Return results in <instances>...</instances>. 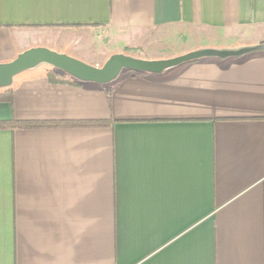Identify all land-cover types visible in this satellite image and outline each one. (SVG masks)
<instances>
[{"label":"crops","instance_id":"1","mask_svg":"<svg viewBox=\"0 0 264 264\" xmlns=\"http://www.w3.org/2000/svg\"><path fill=\"white\" fill-rule=\"evenodd\" d=\"M260 43L264 0H0V63ZM50 71L14 80L0 123L104 124L0 128V264H264V52L109 85Z\"/></svg>","mask_w":264,"mask_h":264},{"label":"water","instance_id":"2","mask_svg":"<svg viewBox=\"0 0 264 264\" xmlns=\"http://www.w3.org/2000/svg\"><path fill=\"white\" fill-rule=\"evenodd\" d=\"M260 52H264V43L232 49L200 48L159 60H146L117 53L110 55L102 66L97 67L45 47H34L19 53L9 62L0 63V90L12 87L17 76L42 65L56 69L83 84L109 85L124 70L159 75L191 61L241 58Z\"/></svg>","mask_w":264,"mask_h":264},{"label":"trees","instance_id":"3","mask_svg":"<svg viewBox=\"0 0 264 264\" xmlns=\"http://www.w3.org/2000/svg\"><path fill=\"white\" fill-rule=\"evenodd\" d=\"M51 71L46 74L48 81L52 84H74V85H83L78 81L71 79L66 74L51 68ZM131 73H136L130 71ZM112 89L109 88L105 91V95L107 100H110ZM12 101V87L0 90V102L11 103ZM104 123L99 122H16L12 121L9 123H0V128H24V129H32V128H53V127H83V126H101Z\"/></svg>","mask_w":264,"mask_h":264},{"label":"rangeland","instance_id":"4","mask_svg":"<svg viewBox=\"0 0 264 264\" xmlns=\"http://www.w3.org/2000/svg\"><path fill=\"white\" fill-rule=\"evenodd\" d=\"M94 41V39H92V42ZM31 48H34V47H31ZM45 48H47V47H45ZM30 49V48H29ZM49 49V48H48ZM57 52H59V51H57ZM67 52V53H66ZM59 53H62V54H68V55H70V53H69V51H67V50H65V51H60ZM117 53H124V54H126V55H130V56H141V53L140 52H136V50H132V49H128V48H125V49H111L110 50V52H109V54L110 55H113V54H117ZM109 55V56H110ZM70 56H73V55H70ZM108 56V57H109ZM74 58H76V57H74ZM76 59H78V60H80V61H82V62H85V63H87L85 60H87V58L86 59H84V58H76ZM107 60V59H106ZM46 69H49V67L48 66H44V65H42V66H40V67H38L37 69H35V70H33V71H31V73H39V72H41V71H43V70H46ZM25 74V73H24ZM24 74H22V75H19V76H17L14 80H18L20 77H22Z\"/></svg>","mask_w":264,"mask_h":264}]
</instances>
